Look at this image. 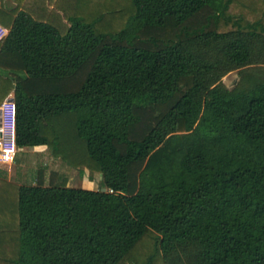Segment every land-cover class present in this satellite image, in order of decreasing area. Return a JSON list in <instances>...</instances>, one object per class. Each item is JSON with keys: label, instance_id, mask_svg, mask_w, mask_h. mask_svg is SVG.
Returning a JSON list of instances; mask_svg holds the SVG:
<instances>
[{"label": "trees", "instance_id": "1", "mask_svg": "<svg viewBox=\"0 0 264 264\" xmlns=\"http://www.w3.org/2000/svg\"><path fill=\"white\" fill-rule=\"evenodd\" d=\"M0 25L18 149L102 179L0 174V264H264V0H0Z\"/></svg>", "mask_w": 264, "mask_h": 264}, {"label": "rangeland", "instance_id": "2", "mask_svg": "<svg viewBox=\"0 0 264 264\" xmlns=\"http://www.w3.org/2000/svg\"><path fill=\"white\" fill-rule=\"evenodd\" d=\"M238 71L226 75L222 82L228 89H233L240 81ZM45 176L46 184H50L53 175L67 176L69 187L86 190L102 188L101 176L86 169H73L59 158H55L47 148L29 149L18 154L13 164H0V174L7 180L19 185H33L38 181L39 173Z\"/></svg>", "mask_w": 264, "mask_h": 264}, {"label": "built area", "instance_id": "3", "mask_svg": "<svg viewBox=\"0 0 264 264\" xmlns=\"http://www.w3.org/2000/svg\"><path fill=\"white\" fill-rule=\"evenodd\" d=\"M8 33L9 30L0 25V42ZM0 134V164H13L20 149L16 144V105L10 100L0 108Z\"/></svg>", "mask_w": 264, "mask_h": 264}, {"label": "crops", "instance_id": "4", "mask_svg": "<svg viewBox=\"0 0 264 264\" xmlns=\"http://www.w3.org/2000/svg\"><path fill=\"white\" fill-rule=\"evenodd\" d=\"M10 99H11V98H10ZM10 99H8V100H10ZM29 149H30V148L22 149V150L20 151V153H25V151H26V150L29 151ZM36 149H38V148H34V150H36Z\"/></svg>", "mask_w": 264, "mask_h": 264}, {"label": "water", "instance_id": "5", "mask_svg": "<svg viewBox=\"0 0 264 264\" xmlns=\"http://www.w3.org/2000/svg\"><path fill=\"white\" fill-rule=\"evenodd\" d=\"M10 101H11V102H14V99H10ZM0 136H1V134H0Z\"/></svg>", "mask_w": 264, "mask_h": 264}]
</instances>
